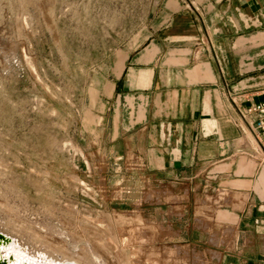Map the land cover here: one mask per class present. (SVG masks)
I'll return each mask as SVG.
<instances>
[{
	"label": "rangeland",
	"instance_id": "374dc122",
	"mask_svg": "<svg viewBox=\"0 0 264 264\" xmlns=\"http://www.w3.org/2000/svg\"><path fill=\"white\" fill-rule=\"evenodd\" d=\"M152 4L0 0V231L32 254L79 264L222 257L223 237L187 239L171 179L114 156L98 116L118 71L112 62L123 61Z\"/></svg>",
	"mask_w": 264,
	"mask_h": 264
},
{
	"label": "crops",
	"instance_id": "0c3cea01",
	"mask_svg": "<svg viewBox=\"0 0 264 264\" xmlns=\"http://www.w3.org/2000/svg\"><path fill=\"white\" fill-rule=\"evenodd\" d=\"M151 1L112 62L107 141L134 171L171 179L191 243L224 238L216 264H264V150L238 113L264 98V0Z\"/></svg>",
	"mask_w": 264,
	"mask_h": 264
},
{
	"label": "bare ground",
	"instance_id": "6f19581e",
	"mask_svg": "<svg viewBox=\"0 0 264 264\" xmlns=\"http://www.w3.org/2000/svg\"><path fill=\"white\" fill-rule=\"evenodd\" d=\"M11 236V235H10ZM12 237V236H11ZM0 257H8L9 255H13L12 260H7V264H22V261L30 262L33 264H46V263H65V261H58L50 258L45 253H34L32 254L27 248H25L20 242L12 237V241L7 243L5 246H1ZM179 254V252H177ZM177 254L175 255L177 257ZM217 256V255H216ZM75 264H79L78 262L70 261ZM205 264V263H204Z\"/></svg>",
	"mask_w": 264,
	"mask_h": 264
},
{
	"label": "built area",
	"instance_id": "2783aa9c",
	"mask_svg": "<svg viewBox=\"0 0 264 264\" xmlns=\"http://www.w3.org/2000/svg\"><path fill=\"white\" fill-rule=\"evenodd\" d=\"M241 118L252 130L256 141L264 150V98L238 108Z\"/></svg>",
	"mask_w": 264,
	"mask_h": 264
},
{
	"label": "water",
	"instance_id": "95a60500",
	"mask_svg": "<svg viewBox=\"0 0 264 264\" xmlns=\"http://www.w3.org/2000/svg\"><path fill=\"white\" fill-rule=\"evenodd\" d=\"M10 241H12V237L0 231V251L2 250L1 246L7 245V243H9ZM12 259H13V255H9L7 258L4 256H1L0 264H7V260H12ZM22 264H33V263L22 261ZM46 264H75V263L70 262V261H65V263H46Z\"/></svg>",
	"mask_w": 264,
	"mask_h": 264
}]
</instances>
